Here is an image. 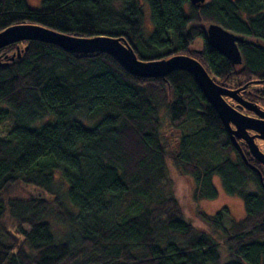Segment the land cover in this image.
Segmentation results:
<instances>
[{
  "label": "trees",
  "instance_id": "1",
  "mask_svg": "<svg viewBox=\"0 0 264 264\" xmlns=\"http://www.w3.org/2000/svg\"><path fill=\"white\" fill-rule=\"evenodd\" d=\"M142 2L148 36L139 0H42L39 9L0 0V32L35 25L112 37L146 62L188 56L264 112V0ZM212 24L243 40L239 65L210 47ZM0 63V120L13 121L0 137V264H264V166L231 140L191 75L140 79L107 54L36 41L0 49ZM163 114L168 130L180 133L172 153ZM168 157L192 179L195 202L217 198L218 178L245 216L199 212L211 232L194 228L162 183Z\"/></svg>",
  "mask_w": 264,
  "mask_h": 264
},
{
  "label": "water",
  "instance_id": "2",
  "mask_svg": "<svg viewBox=\"0 0 264 264\" xmlns=\"http://www.w3.org/2000/svg\"><path fill=\"white\" fill-rule=\"evenodd\" d=\"M189 2L191 5L199 7L206 0H189ZM206 37L210 47L220 56L233 65L241 63L237 46L242 43L241 38L213 24L207 27ZM26 41L53 45L70 54L104 53L115 59L131 76L140 79L163 78L177 71L191 75L204 99L226 127L231 140L234 143L236 140L245 143L250 156L264 166V154L255 143V140L264 141V112L239 96L242 89L229 90L216 85L203 66L195 59L177 55L168 59L146 62L137 59L132 49L118 39L106 36L71 37L35 25H16L0 32V49ZM17 57L19 58V55ZM9 60L13 61V57ZM2 65L0 63V66ZM226 98L236 103L237 108L230 106L226 102ZM238 108L252 113L254 117L242 114ZM241 157L246 163L244 156L241 155Z\"/></svg>",
  "mask_w": 264,
  "mask_h": 264
},
{
  "label": "rangeland",
  "instance_id": "3",
  "mask_svg": "<svg viewBox=\"0 0 264 264\" xmlns=\"http://www.w3.org/2000/svg\"><path fill=\"white\" fill-rule=\"evenodd\" d=\"M42 0H26L27 6L31 9H39L41 7ZM234 1V0H231ZM119 1L116 2L115 7H118ZM142 6L144 21H143V33L148 36L152 30L150 21V10L147 4H144L142 0H139ZM227 102V101H226ZM244 114V113H242ZM246 115V114H244ZM253 117V115H246ZM13 121L10 116L0 120V137H4L10 131ZM161 136L162 139L170 143L169 152H173L176 149L177 141L180 133L178 131H169L167 128V121L164 114L161 116ZM258 149L264 153V143L259 141L256 143ZM162 183L167 184L168 188L177 201L182 210V216L189 222L194 228L205 234H210V230L205 223L198 217V213L202 212L207 216H214L220 209L226 208L230 217L234 220H240L245 216V210L243 202L238 197H229L224 194L220 179L213 178V184L217 190V198L213 201H200L195 202L192 198L194 189V183L188 176L183 175L180 170L175 166L173 161L168 157L166 159L165 178ZM27 191L36 198L47 199V195L42 192L28 187ZM249 192H256L254 185L248 187Z\"/></svg>",
  "mask_w": 264,
  "mask_h": 264
},
{
  "label": "flooded vegetation",
  "instance_id": "4",
  "mask_svg": "<svg viewBox=\"0 0 264 264\" xmlns=\"http://www.w3.org/2000/svg\"><path fill=\"white\" fill-rule=\"evenodd\" d=\"M235 105H236V103H235ZM237 106V105H236ZM250 113V112H249ZM252 114V113H251ZM253 115V114H252ZM253 117H254V115H253ZM252 134V133H251Z\"/></svg>",
  "mask_w": 264,
  "mask_h": 264
}]
</instances>
